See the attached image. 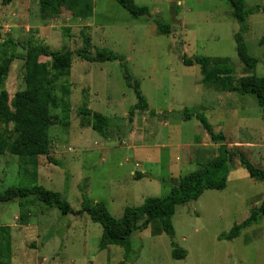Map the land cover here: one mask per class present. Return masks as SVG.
<instances>
[{
	"label": "rangeland",
	"instance_id": "rangeland-1",
	"mask_svg": "<svg viewBox=\"0 0 264 264\" xmlns=\"http://www.w3.org/2000/svg\"><path fill=\"white\" fill-rule=\"evenodd\" d=\"M243 1L253 13L241 26L224 0H134L148 8L149 20L132 19L114 0H92L93 11L83 20L66 8L43 15L35 1L4 5L0 0V62L15 58L0 87L9 117L20 119L25 48L36 43L56 53L88 50L93 55L106 49L123 56L146 100L145 111L131 118L136 99L122 65L89 63L74 55L64 81L70 87V126H52L48 132L56 166L40 157L33 175L20 161L21 131L13 122L1 126L0 193L39 186L58 194L73 211L63 215L38 202L22 210L17 202L0 203V227L10 228V264H264V218L233 241L219 240L264 198V181L249 178L236 158L223 191H207L176 208L173 239L156 220L132 233L129 255L119 247L100 249L102 226L78 214L85 196L104 204L119 221L126 208L167 197L180 179L217 158L219 145L210 142L196 120H182L185 109L203 115L215 134L224 135L229 150L264 170V109L251 95L204 85L199 67L182 63L183 57L225 60L234 70V85L246 76L264 78V0ZM156 21L170 26L171 35H159ZM240 31L247 54L258 61L253 71L236 54L234 37ZM84 39L92 48L85 47ZM7 41L12 44L3 45ZM82 106L109 119V138L77 116ZM172 243L185 258L172 257Z\"/></svg>",
	"mask_w": 264,
	"mask_h": 264
},
{
	"label": "trees",
	"instance_id": "trees-1",
	"mask_svg": "<svg viewBox=\"0 0 264 264\" xmlns=\"http://www.w3.org/2000/svg\"><path fill=\"white\" fill-rule=\"evenodd\" d=\"M12 0H2L8 5ZM39 5L40 12L54 14L61 8L69 9L75 19H86L93 11L92 0H32ZM115 3L126 11L134 20H149L151 14L148 8L137 6L134 0H114ZM231 10L233 19L243 25L253 11L246 8L243 0H224ZM159 35L170 36V26L155 22ZM1 37V36H0ZM236 54L239 61L248 69L254 70L258 61L247 54L243 44L242 31L234 37ZM83 43L87 49L92 48L88 39ZM12 44L10 41L3 43ZM76 56L82 61L89 63L119 62L124 68V80L129 89L133 91L136 104L130 110L132 118L136 112L143 113L146 109V100L143 97L139 83L132 81L126 66L125 58L106 49H96L92 55L88 50H79L75 53L52 52L48 46L41 43L29 44L25 48L24 57V92L22 106L18 118L9 117L6 114L7 99L4 93H0V128L3 124L13 122L21 131L20 161L22 165L30 167L32 174L37 175V160L44 157L49 164L57 165L50 157L49 129L52 126L68 128L70 126L71 106L68 101L70 87L65 79L69 76L72 57ZM14 56L7 57L0 62V87L7 77ZM41 59H45L42 62ZM185 67L198 66L202 76V83L213 86L221 92L234 93L238 95H251L260 109H264V78L255 75L246 76L234 85L233 68L221 59H210L205 57L182 58ZM60 86V87H59ZM59 87V97L55 90ZM56 112V113H55ZM76 114L83 117L87 127L92 131L109 138L110 121L98 113H93L85 106L80 107ZM130 118V120H131ZM196 120L203 131L207 134L210 142L219 145L218 156L212 161L200 164L197 170L180 179L173 186L169 195L165 198L146 199L138 208H126L121 220L112 218L102 203H94L83 197L81 211L78 214H86L93 223L102 226L103 233L99 243L100 249L111 246L122 248L126 255L131 252L130 237L132 233L148 228L154 221L158 220L161 232L169 238H174L172 219L176 208L197 201L207 191H223L226 188L229 174V164L233 159H238L241 168L254 181H264V170L252 165L250 161L240 152L231 151L225 145V137L222 133L215 134L206 118L193 111L185 109L182 113L184 122ZM20 142V141H19ZM5 148V138L0 129V154ZM143 176L140 175L139 179ZM17 202L22 210L35 202L46 208H55L63 215L72 214L70 206L61 201L56 193L45 190L42 187L31 188L11 187L0 193V203ZM264 218V198L260 205L251 210L248 218L242 223L234 226L227 235H221L219 240L233 241L239 237L241 232L254 224L260 223ZM174 259H183L186 253L175 248L172 243ZM0 264H10L11 260V237L9 227H0ZM5 262V263H3ZM123 264V263H121Z\"/></svg>",
	"mask_w": 264,
	"mask_h": 264
}]
</instances>
